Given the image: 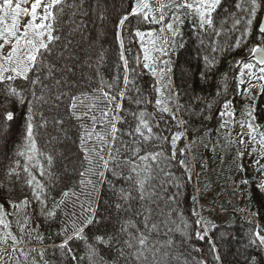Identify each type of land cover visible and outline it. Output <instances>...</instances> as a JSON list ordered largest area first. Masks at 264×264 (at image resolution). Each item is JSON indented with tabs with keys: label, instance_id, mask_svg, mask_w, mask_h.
<instances>
[{
	"label": "trees",
	"instance_id": "obj_1",
	"mask_svg": "<svg viewBox=\"0 0 264 264\" xmlns=\"http://www.w3.org/2000/svg\"><path fill=\"white\" fill-rule=\"evenodd\" d=\"M168 3V0H161ZM75 4L76 8L65 7L64 14L59 17L60 42L56 45L58 52H63L59 59L53 57V63L57 68L63 67V72H58L56 78L62 81L60 91L70 92L72 95L87 93L91 95L93 89L99 87L100 79L111 82L116 75H120V88L122 83L123 67L120 60V44L117 40V24L119 19L127 13L132 5V0H67L68 4ZM153 9L159 7L157 0H150ZM236 0H224L217 21H221L227 12L235 11ZM263 5V4H262ZM261 9V8H260ZM258 9L253 18V26L250 35L244 37L245 42L240 48L229 47L235 40L240 39L243 25L239 31L229 32L231 21L228 22L220 36L211 35L204 37L202 45L197 31L193 28L190 20H186L180 28V35L173 37L165 28L160 32L161 25L145 23L142 19L130 17V23L126 22V28L121 32L124 39V55L128 60L129 69H136L138 85L145 91L149 98L155 96L153 86L157 84V78L147 69H143V47L134 31L149 32L155 29L152 37H145L144 43L155 39L159 47L166 41L164 46L168 49L167 59L170 61V91L174 103L170 105L175 113L176 121L165 114L160 120L159 130L165 136H171L174 132H183L184 138L177 143L176 159H184L187 169L173 162L171 171L179 179L180 188L168 187V194L176 193L178 200L166 206L161 201L160 208L169 211L176 208L171 216L175 224L170 225L174 231L169 236H160L161 241L171 238L174 241L172 264H216L210 241L215 243L216 250L220 255V264H245L249 256L260 260L264 264V249L250 246L248 235L258 225L264 230V191L257 187L261 180V174L256 171L254 161L260 160L264 164V158L252 152L253 147L259 152L260 145L249 142L248 136H244V143H240L239 121L242 113L254 110L257 118L256 123L264 130V82L255 79L250 73L259 75V64L253 59L249 49L258 42V27L262 11ZM76 13L73 16V13ZM86 13V15L84 14ZM158 15V13H157ZM102 17V18H101ZM167 20L165 21V24ZM71 43H68V42ZM68 45L65 50V45ZM175 44V48L170 46ZM215 44L217 51H212ZM151 47V45H148ZM152 55H157L153 52ZM209 60L214 56V66L209 68L204 57ZM139 58V63L136 58ZM245 58L257 67L245 69V83L240 84L238 68L235 61ZM70 69V71H69ZM225 74H227L225 90ZM130 78L131 73H130ZM67 80V86L63 84ZM252 85L250 94L245 93L248 81ZM50 91H46L45 101L32 100L29 84L17 81L15 86L24 90L27 98L21 104L14 98H7L0 91V113L12 111L14 121L9 125L11 135L7 140L0 139V204H4V211L8 213L4 217L5 224L0 225V235L5 231H11L18 240L17 249L21 252L11 251V240L8 244L0 243L9 249L10 259L5 257L7 264H73V261L58 245L63 242L65 236L61 233L63 216L58 212L55 218L41 214V205L34 200L30 190L24 184L23 179L17 182L13 176L11 181L6 173L9 166L17 159V151L24 142L22 133L25 129L26 118L31 105L34 114H43L46 126L38 129L37 145L41 151L54 156V172L56 179L53 187L49 188L52 197L59 199L62 190H67L79 179V172L85 167L83 153L79 147L80 128L78 122L69 115V98L57 101L55 96L57 89L53 82L46 81ZM168 82L165 81V85ZM2 88V86H0ZM222 94L217 96V91ZM37 95L40 90L37 89ZM230 99L236 113L234 125L227 130L221 128V120L218 116L224 99ZM254 98V99H253ZM87 103V101H86ZM210 104L211 108L206 105ZM58 105V106H56ZM124 107L134 105L124 101ZM152 111V106H148ZM210 116L211 119H205ZM63 120V124L56 123ZM37 123H41L40 116L36 115ZM177 121H182L177 125ZM2 122V121H0ZM157 131V129H153ZM247 132V129H243ZM125 140L128 137H124ZM148 151H158L162 148L165 154L171 153L168 142H149L143 146ZM180 149H184L181 155ZM238 153H243L242 156ZM251 153V154H250ZM107 158V149L105 150ZM21 163L23 160L21 158ZM241 166L243 171L240 170ZM190 176V179H189ZM112 179L111 176L108 177ZM248 180L247 185L241 183ZM114 183L119 187L122 181ZM79 188L76 189L79 192ZM25 196L29 198V205L13 208L5 201L19 204ZM195 198V199H194ZM116 200L113 192L107 185L98 184V190L94 200L95 216L98 224L90 225L84 232L88 241L92 242L94 236H104L114 233L118 227V221L126 218L124 213H117L113 204ZM51 207V201H49ZM199 213L202 217V226L198 229L195 225ZM181 217L183 223H181ZM154 220L160 219L153 216ZM184 223L189 225L184 233ZM207 225V235L200 240L195 233L204 232ZM7 225V227H5ZM212 225H215L213 228ZM59 234V235H58ZM39 237V238H38ZM123 239V237H121ZM69 246L77 256L84 255L85 242L73 240ZM4 248V247H1ZM100 254L106 259H111L106 246H99ZM43 252V256L40 253ZM80 264H87L81 261ZM120 264H127L121 259Z\"/></svg>",
	"mask_w": 264,
	"mask_h": 264
},
{
	"label": "snow or ice",
	"instance_id": "obj_2",
	"mask_svg": "<svg viewBox=\"0 0 264 264\" xmlns=\"http://www.w3.org/2000/svg\"><path fill=\"white\" fill-rule=\"evenodd\" d=\"M224 0H168V3H159L157 9H153L150 0H132V5L117 24V40L120 44V60L124 70L120 88L121 77L116 75L111 82L100 79L99 87L93 89L91 95L79 93L72 95L70 92L60 91L62 81L56 78L58 72H63V67L57 68L53 63V57L59 59L63 52L56 50L60 42L59 17L64 14L65 7H78L75 2L68 4L67 0H0V91L5 97L14 98L23 104L26 101L24 90L15 86L16 82L22 81L29 84L28 91L32 100L45 101L44 93L50 91L46 81L53 82L57 89L55 99L63 101L69 98V115L75 119L80 128L79 147L83 153V167L79 172V179L67 190H62L59 199L52 197L49 188L53 187L56 179L54 172V156L41 151L37 145L38 129L44 127L47 121L43 114H34L31 105L29 106L26 118L25 129L22 133L24 142L17 151V159L9 166L6 173L9 181L14 176L19 182L23 179L24 184L30 190L31 196L41 205V214L55 218L59 212L63 216L61 233L65 236L63 242L58 245L59 249L71 258L73 264H80L86 261L87 264H120L121 259L127 264H172V253L174 241L171 238L161 241L160 236H169L174 231L170 225L175 224L171 216L176 211L172 208L163 211L160 208L161 201L166 206L176 202V193L168 194V187L180 188L179 179L171 171L173 162L187 169L184 159H176L177 143L184 138L183 132H174L171 136H165L159 130L160 120L165 114L176 121L175 113L170 105L174 103L175 94L170 91L171 68L168 49L164 46L166 41L158 47L155 39L144 43L145 37H152L155 29L149 32L140 31L137 28L134 36L138 37L143 47V69H147L157 78L159 86H153L155 96L149 98L145 91L138 85L135 78L136 69H129L128 60L124 55V39L121 32L126 28V22L131 18L142 19L145 23L161 25L160 32L165 28L176 37L180 35V28L186 20H190L193 28L197 31L201 44L205 43L204 37L211 35L220 36L228 22L231 21L229 32L239 31L243 25L240 39L234 41L229 47L240 48L245 42L244 37L251 34L253 18L258 9L264 4V0H236L235 11L227 12L217 21L216 16ZM83 0H81V6ZM158 13V15H157ZM86 15V13H84ZM76 13H73L75 16ZM102 18V17H101ZM167 23L165 24V21ZM68 43H71L70 41ZM148 45H151L149 47ZM68 45H65L67 50ZM175 48V44L170 46ZM212 51L218 49L215 44ZM249 53L259 62V75L250 73L255 79L264 82V24L258 27V42L251 47ZM155 52L157 55H152ZM209 68L214 66L215 57L209 60L204 57ZM139 63V58H136ZM238 68V78L241 85L245 83V69L251 70L257 67L245 58L235 61ZM70 71V69H69ZM130 73L131 77L130 78ZM227 74H225V90ZM165 81L168 82L165 85ZM63 84L67 86V80ZM252 85L248 81V87L244 90L250 94ZM37 89L40 95H37ZM264 91V89H262ZM222 93L218 90L217 96ZM254 99V98H253ZM134 105L125 108L124 101ZM87 101V103H86ZM58 106V105H56ZM148 106L153 110L149 111ZM211 108V105H206ZM218 116L221 120V128L227 130L238 121L234 106L230 99L225 98ZM36 115L40 116L41 123H37ZM15 115L12 111L0 113V139L7 140L11 135L9 125L14 121ZM205 119H211L210 116ZM254 110L242 113L239 121L242 132L240 143H244V136L247 135L249 142L260 145L259 152L253 147L252 152L264 158V130L256 123ZM62 125L63 120H57ZM182 121H177L181 125ZM157 131H153V129ZM247 129L244 132L243 129ZM124 137H128L127 140ZM168 142L171 146V153L165 154L162 148L158 151H148L143 146L149 142ZM107 149V158L105 150ZM181 155L184 149H180ZM251 154V153H250ZM242 156L243 153H238ZM21 158L23 163H21ZM256 171L261 174V180L257 187L264 191V164L260 160L254 161ZM243 171V167L240 168ZM111 176L112 179L108 177ZM190 179V176H189ZM122 181L119 187L114 181ZM241 183L247 185L248 180ZM98 184L107 185L116 197L114 208L117 213H124L126 218L118 221L117 230L104 236H94L89 242L84 230L90 225L98 224L95 216L94 200L98 190ZM79 188V192L76 189ZM195 199V198H194ZM51 201V207H49ZM13 208H19L22 204L27 207L30 203L28 196H25L19 204L5 201ZM8 213L4 211V204H0V225L5 224L4 217ZM160 219L154 220L153 216ZM197 217L195 225L199 229L202 226V217ZM181 223L183 218L181 217ZM7 227V225H5ZM189 227L184 223V235ZM214 228L215 225H212ZM203 234L200 231L195 233L200 240L207 235V225H204ZM58 234V235H59ZM123 237V239H121ZM39 238V237H38ZM11 240V251H19L25 257L22 249H17L18 238L5 231L0 235V243L8 244ZM81 240L85 242L84 255L77 256L76 252L69 246V242ZM250 246L264 249V230L257 225L248 235ZM106 246L107 253L111 259H106L100 254L99 246ZM211 249L216 264H220V255L216 250L214 242L210 241ZM43 256V252L40 253ZM5 257H10L9 249L0 248V264H7ZM264 259V258H262ZM199 264H206L200 261ZM245 264H260L259 259L249 256Z\"/></svg>",
	"mask_w": 264,
	"mask_h": 264
},
{
	"label": "water",
	"instance_id": "obj_3",
	"mask_svg": "<svg viewBox=\"0 0 264 264\" xmlns=\"http://www.w3.org/2000/svg\"><path fill=\"white\" fill-rule=\"evenodd\" d=\"M261 24H264V10H263V13H262V16H261V20H260L259 25H261ZM253 59L255 60V62L257 64H259V62L254 58V54H253Z\"/></svg>",
	"mask_w": 264,
	"mask_h": 264
},
{
	"label": "rangeland",
	"instance_id": "obj_4",
	"mask_svg": "<svg viewBox=\"0 0 264 264\" xmlns=\"http://www.w3.org/2000/svg\"><path fill=\"white\" fill-rule=\"evenodd\" d=\"M157 2H158V3H162V1H161V0H157ZM260 10H261V11H262V13H263V10H264V4L262 5V7H261V9H260ZM1 247H4V248H5L6 246H0V248H1Z\"/></svg>",
	"mask_w": 264,
	"mask_h": 264
}]
</instances>
